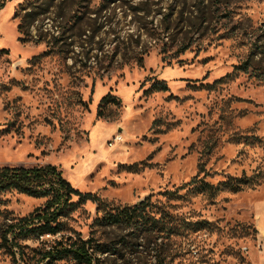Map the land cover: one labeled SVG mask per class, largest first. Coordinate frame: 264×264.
Returning <instances> with one entry per match:
<instances>
[{
    "label": "rangeland",
    "instance_id": "1",
    "mask_svg": "<svg viewBox=\"0 0 264 264\" xmlns=\"http://www.w3.org/2000/svg\"><path fill=\"white\" fill-rule=\"evenodd\" d=\"M46 163L110 204L152 194L213 221L214 264H264V0H0V168ZM47 199L0 192V264L7 225ZM72 202L63 233L87 238L97 203ZM44 239H17L21 264Z\"/></svg>",
    "mask_w": 264,
    "mask_h": 264
},
{
    "label": "trees",
    "instance_id": "2",
    "mask_svg": "<svg viewBox=\"0 0 264 264\" xmlns=\"http://www.w3.org/2000/svg\"><path fill=\"white\" fill-rule=\"evenodd\" d=\"M257 75L262 78L263 74ZM102 101L120 103L119 98L111 94ZM239 182L245 183L248 179ZM7 189L48 197L43 206L11 221L5 228L3 244L12 250L14 264H21L17 253L22 258L25 255L24 246L17 239L21 236L29 238L32 232L42 242H47L44 239L47 235L55 237L48 250L39 251L37 264L66 255L81 264H103L101 254H115L120 258L129 256L128 264H177L183 259L191 260L190 254L196 264H214L205 241L198 239L201 233L214 231V222L180 214L169 202L153 200L152 194L134 204H110L96 194L79 191L62 175L58 166L51 163L0 168V192ZM74 194L83 200L92 198L97 203V217L93 219L87 238L80 235L66 237L63 233L64 223L60 217L73 204ZM161 194L176 197L178 190H166ZM114 228L118 229L115 236L112 235ZM99 231H103L100 236L97 235ZM28 257L33 258L31 254Z\"/></svg>",
    "mask_w": 264,
    "mask_h": 264
},
{
    "label": "built area",
    "instance_id": "3",
    "mask_svg": "<svg viewBox=\"0 0 264 264\" xmlns=\"http://www.w3.org/2000/svg\"><path fill=\"white\" fill-rule=\"evenodd\" d=\"M116 139H121V136H120V135H117V136H116Z\"/></svg>",
    "mask_w": 264,
    "mask_h": 264
}]
</instances>
